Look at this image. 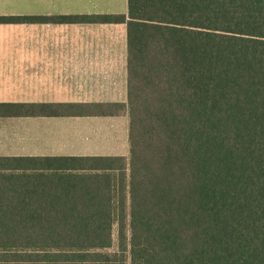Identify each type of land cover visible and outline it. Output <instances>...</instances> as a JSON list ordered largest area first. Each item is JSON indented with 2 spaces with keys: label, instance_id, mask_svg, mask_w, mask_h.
Instances as JSON below:
<instances>
[{
  "label": "trees",
  "instance_id": "trees-1",
  "mask_svg": "<svg viewBox=\"0 0 264 264\" xmlns=\"http://www.w3.org/2000/svg\"><path fill=\"white\" fill-rule=\"evenodd\" d=\"M127 102H0V114L128 113L123 156L0 157V264H264V0H127Z\"/></svg>",
  "mask_w": 264,
  "mask_h": 264
},
{
  "label": "crops",
  "instance_id": "crops-1",
  "mask_svg": "<svg viewBox=\"0 0 264 264\" xmlns=\"http://www.w3.org/2000/svg\"><path fill=\"white\" fill-rule=\"evenodd\" d=\"M127 13V0H0V15ZM125 23H0V102H127ZM126 110L0 114V157L123 156Z\"/></svg>",
  "mask_w": 264,
  "mask_h": 264
}]
</instances>
